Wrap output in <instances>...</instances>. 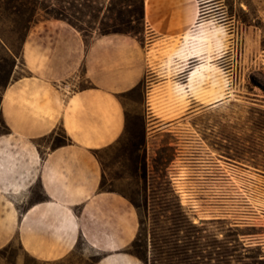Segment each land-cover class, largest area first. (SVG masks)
Listing matches in <instances>:
<instances>
[{"label": "rangeland", "instance_id": "obj_1", "mask_svg": "<svg viewBox=\"0 0 264 264\" xmlns=\"http://www.w3.org/2000/svg\"><path fill=\"white\" fill-rule=\"evenodd\" d=\"M196 3V23L208 19L222 27L227 44L215 41L224 51L214 60L209 55L202 59L211 40L207 37L205 48L194 51L189 36L149 50L146 76L160 69L168 80L151 99L153 115L170 123L162 131L172 133L146 140L155 120L144 114L141 88L127 93L133 113L126 133L97 151L104 186L139 206L136 242L123 251L134 253L128 254L142 264H264V0ZM75 4V23L87 45L107 34L130 35L142 45L153 38L144 24L143 0ZM15 26L6 17L0 20L18 53L14 78L24 73L23 30L19 24L16 33ZM195 55V61H178ZM12 60L0 44V97L10 80ZM214 77L218 79L212 84ZM181 88L188 94L181 96ZM5 131L0 115V134ZM47 140L55 144L64 138L56 130ZM98 258L81 247L66 259L44 263L27 255L16 241L0 248V264H96Z\"/></svg>", "mask_w": 264, "mask_h": 264}, {"label": "crops", "instance_id": "obj_2", "mask_svg": "<svg viewBox=\"0 0 264 264\" xmlns=\"http://www.w3.org/2000/svg\"><path fill=\"white\" fill-rule=\"evenodd\" d=\"M196 4L143 0L144 24L153 34L144 45L126 34L96 36L87 45L56 18L31 27L20 52L24 73L14 78L16 64L0 97L9 129L0 134V248L16 241L33 259L50 263L87 247L99 255L96 264H142L123 251L138 235V211L119 192L100 188L95 152L124 136L133 113L125 95L138 88L145 116L155 120L145 139L172 133L162 131L170 123L153 115L151 99L168 80L160 69L146 76L147 54L157 43L188 36L194 51L211 40L202 59L221 54L215 40L226 45L225 33L212 20L196 23ZM56 130L63 144L47 140Z\"/></svg>", "mask_w": 264, "mask_h": 264}, {"label": "trees", "instance_id": "obj_3", "mask_svg": "<svg viewBox=\"0 0 264 264\" xmlns=\"http://www.w3.org/2000/svg\"><path fill=\"white\" fill-rule=\"evenodd\" d=\"M78 0H57L56 4H48L46 0H0V20L1 18L6 17L10 19L12 23L16 24V28L13 30L14 32H19V24L22 25L23 37L21 38L22 43L27 36L31 27L38 22L40 16H44L45 18H56L60 20H64L76 28L78 31L82 29L77 26L75 20H78L75 13H73L71 7L76 6V2ZM107 34V33H102ZM0 44H2L8 51H10L12 60V68L16 65L15 57L18 56V53L15 51V46L12 43L11 39H9L4 31L0 27ZM22 48V45H21ZM20 48V52H21ZM7 131L2 134H6L9 132L8 127L6 126ZM64 141L56 142L55 144H63ZM112 146V145H111ZM110 147V146H109ZM96 157L99 159L97 151L95 152ZM101 163V161H100ZM102 164V163H101ZM100 188L102 190L116 191L113 189H106L104 186V175H102V180L100 184ZM118 192V191H117ZM120 193V192H119ZM123 195L122 193H120ZM138 211V204L135 200L130 197L123 195ZM137 237V236H136ZM136 242V238L130 243L128 249L133 247ZM126 253L135 255L131 251H127Z\"/></svg>", "mask_w": 264, "mask_h": 264}, {"label": "bare ground", "instance_id": "obj_4", "mask_svg": "<svg viewBox=\"0 0 264 264\" xmlns=\"http://www.w3.org/2000/svg\"><path fill=\"white\" fill-rule=\"evenodd\" d=\"M198 12H199V10H198V6H197V4H196V13H197L196 15H197V16L199 15ZM197 19H198V17H197ZM218 41H220V40H218ZM222 47H223V46H221V48H222ZM223 51H224V50H223ZM197 58H198V55H195V56H193V57L184 58V61H186L187 59H188V60H191V59H192L191 61H195ZM225 67H226V69H227V66H225ZM223 71H224V70H223ZM226 72H227V71H225L224 73H226ZM215 77H216V76H215ZM215 77H214V78H215ZM217 77H218V76H217ZM214 78L210 80V81L212 82V84H214V83H215V80L218 79V78H215V79H214ZM176 90H177V89H176ZM178 90H179V94H180L181 96H182V95L184 96V95L188 94V93H187L188 90H186V89H182V88H181V89H178Z\"/></svg>", "mask_w": 264, "mask_h": 264}]
</instances>
